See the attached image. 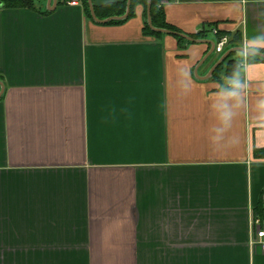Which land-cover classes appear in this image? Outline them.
I'll return each mask as SVG.
<instances>
[{
    "label": "crops",
    "instance_id": "crops-1",
    "mask_svg": "<svg viewBox=\"0 0 264 264\" xmlns=\"http://www.w3.org/2000/svg\"><path fill=\"white\" fill-rule=\"evenodd\" d=\"M70 1L0 5V264H264V60L211 73L264 53V0H162L179 32L230 36L209 56L145 33L142 4L110 24Z\"/></svg>",
    "mask_w": 264,
    "mask_h": 264
},
{
    "label": "trees",
    "instance_id": "trees-1",
    "mask_svg": "<svg viewBox=\"0 0 264 264\" xmlns=\"http://www.w3.org/2000/svg\"><path fill=\"white\" fill-rule=\"evenodd\" d=\"M46 1L47 0H0L2 7H7V8L8 7L9 8L10 7H12V8L24 7V8H30V9L36 10V11L44 13V14H49L52 12V10H49L47 8ZM63 1H65V0H59L58 3H62ZM81 1L83 3V6L85 8L87 15L89 17H92L91 12H90V8H89V4H88V0H81ZM127 1L128 0H124L122 2H116V3H109V4H106L105 6H102L101 8L94 4L97 17L105 19L108 17L123 15L127 9ZM161 2H162V0H151V17H152V22H153L154 26L158 27V28H164V29H169L172 31H178L179 32V30H177V28H175L174 26H172L171 24L166 22L164 9H163V5L161 4ZM137 4H142L145 8V10H144V12H145L144 32L147 34H152V35L162 34L160 32H156V31L152 30L150 28V26L148 25V22H147L148 0H132L131 10H130L129 16L127 18L118 19V20H111L108 23L119 24V23L125 22L127 19H129V17H131L133 15L134 7ZM101 10L103 12H101ZM178 38L180 40H182V37L179 36ZM232 54H230V56H228L225 60L229 59L232 56ZM248 57H249V60H251L253 57H255V55L248 54ZM256 58L264 60V58H261L259 56ZM239 64H240V60L238 61L234 58L232 60H230L228 62V67H227V71H226L227 75L230 76V75L234 74V72L236 71ZM218 68L216 69V73L218 71ZM255 154L257 156H264V149L256 150ZM255 217L260 218L264 222V199L263 198L260 201V205L257 206L255 209Z\"/></svg>",
    "mask_w": 264,
    "mask_h": 264
},
{
    "label": "water",
    "instance_id": "water-1",
    "mask_svg": "<svg viewBox=\"0 0 264 264\" xmlns=\"http://www.w3.org/2000/svg\"><path fill=\"white\" fill-rule=\"evenodd\" d=\"M131 3H132V0H128L127 1V9H126V12L121 15V16H113V17H110V18H106V19H99L97 17V14H96V11H95V7H94V2L93 0H88V4H89V8H90V12H91V16L92 18L97 21V22H109L111 20H118V19H125L129 16V13H130V10H131ZM58 4V0H47V8L49 10H53L55 9V7L57 6ZM0 5H1V2H0ZM147 22H148V25L150 26V28L156 32H161V33H168V34H175V35H178L180 37H183V38H186L190 41H195V42H206V43H209L211 44V49H210V52L208 54V56L215 50V42L214 41H210V40H201V39H195L193 38L192 36L188 35V34H185V33H182V32H178V31H172V30H169V29H164V28H158V27H155L153 22H152V17H151V0H148V18H147ZM244 51V48H234V49H230L228 50L222 57L221 59L217 62V64L212 68L211 70V73H213V71L221 64L223 63V61L228 57L230 56V54H232L233 52L235 51ZM247 53L248 54H253V55H257L261 58H264V53L263 52H260V51H256V50H253V49H247ZM206 56L204 58V60H206V58L208 57ZM203 60V61H204ZM0 98L2 96V94L4 93L5 91V84L3 81L0 80Z\"/></svg>",
    "mask_w": 264,
    "mask_h": 264
},
{
    "label": "built area",
    "instance_id": "built-area-1",
    "mask_svg": "<svg viewBox=\"0 0 264 264\" xmlns=\"http://www.w3.org/2000/svg\"><path fill=\"white\" fill-rule=\"evenodd\" d=\"M164 2L165 1H162L161 4H163ZM70 4L77 5L78 1L71 0ZM213 32L218 35V41L215 44V51H217L218 53H222L230 41V36L226 33L220 32V30L217 27L213 28ZM243 48L244 51L241 52L243 61L241 62V64L246 63L248 58V53H247L248 48L246 44L244 45ZM253 226H254L253 242L260 244L261 248L264 250V222L260 218H255L253 221Z\"/></svg>",
    "mask_w": 264,
    "mask_h": 264
}]
</instances>
